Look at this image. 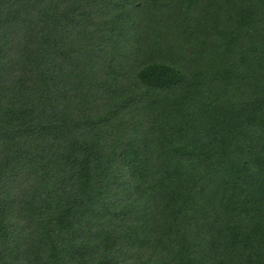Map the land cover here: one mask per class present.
<instances>
[{
	"label": "trees",
	"instance_id": "trees-1",
	"mask_svg": "<svg viewBox=\"0 0 264 264\" xmlns=\"http://www.w3.org/2000/svg\"><path fill=\"white\" fill-rule=\"evenodd\" d=\"M0 264H264V0H0Z\"/></svg>",
	"mask_w": 264,
	"mask_h": 264
}]
</instances>
